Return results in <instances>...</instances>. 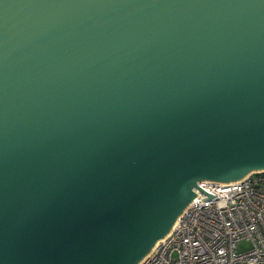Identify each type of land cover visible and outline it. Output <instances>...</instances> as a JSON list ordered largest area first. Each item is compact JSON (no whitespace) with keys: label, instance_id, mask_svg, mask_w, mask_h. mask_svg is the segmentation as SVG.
I'll return each instance as SVG.
<instances>
[{"label":"water","instance_id":"1","mask_svg":"<svg viewBox=\"0 0 264 264\" xmlns=\"http://www.w3.org/2000/svg\"><path fill=\"white\" fill-rule=\"evenodd\" d=\"M260 170L264 0H0V264H138Z\"/></svg>","mask_w":264,"mask_h":264},{"label":"built area","instance_id":"2","mask_svg":"<svg viewBox=\"0 0 264 264\" xmlns=\"http://www.w3.org/2000/svg\"><path fill=\"white\" fill-rule=\"evenodd\" d=\"M170 232L138 264H264V171L201 180ZM245 246V247H244Z\"/></svg>","mask_w":264,"mask_h":264},{"label":"rangeland","instance_id":"3","mask_svg":"<svg viewBox=\"0 0 264 264\" xmlns=\"http://www.w3.org/2000/svg\"><path fill=\"white\" fill-rule=\"evenodd\" d=\"M245 247V246H244Z\"/></svg>","mask_w":264,"mask_h":264}]
</instances>
